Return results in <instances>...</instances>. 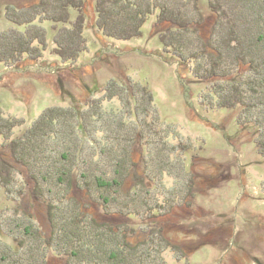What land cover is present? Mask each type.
<instances>
[{"label": "rangeland", "instance_id": "374dc122", "mask_svg": "<svg viewBox=\"0 0 264 264\" xmlns=\"http://www.w3.org/2000/svg\"><path fill=\"white\" fill-rule=\"evenodd\" d=\"M99 2L102 9L97 5V0H84L81 12L70 11V24L77 25V36L76 33L72 34V30L65 36L70 41H82H78L77 46L83 49L73 64H64L54 52L58 49L55 38H59L57 33L65 28L64 24L60 23L58 28L53 29V22L38 21L36 24L45 28L48 36L43 57L40 60L24 58L18 64L0 66V126L18 122L13 136H22L48 109L55 111L56 117L71 120L72 117L77 119L79 112L91 117H96L94 112L102 114L100 117L109 114L106 120L113 128L120 120H132V132L138 130L136 127H144L146 118L150 123L159 121L168 131L165 138L167 146L155 135L153 143L141 147L142 151L145 149V154L140 157L137 152L136 157L147 158L152 168L161 165L162 160L166 162V171L177 175L174 180L167 177L165 182L170 189L187 191L188 177L195 173V199L186 200L187 203H182L172 214L151 219L150 222L143 216L145 219L133 216L128 220L113 215L101 216V221L128 223L135 230L130 237L134 243L145 239L151 226L162 225L166 231L169 230L168 234L176 236L178 244L182 243L187 254L178 259L175 252L164 247V257L170 264H264V157L260 154L264 150V138L253 122L246 126L240 123L253 118L264 125V102L261 97L251 96L248 92L244 93L248 108L238 104L235 108L218 107L228 104L220 99V94L243 96L242 89L234 91V85L228 80L230 74L227 76L232 69L238 68L235 64L238 53L226 49L227 39L221 44L216 40L211 42L221 55L214 50L207 51L210 44L206 36L209 33L207 35L206 29L197 27L195 23L207 20L209 28L216 24L219 27L217 33L222 31L227 34L234 26L220 21L225 19H219L215 8H211V2L217 9L220 8L216 0H131L132 3L127 5L122 1ZM241 2L229 0L237 14L240 13ZM38 3L40 0H0V39L11 33L19 40L30 39V35L38 29H32L29 35L23 26L19 27L8 18V12L15 8L24 10L27 18L32 17L28 9ZM135 4H138V8ZM52 6L59 11L57 0H53ZM158 6H162V9ZM151 7L157 8L153 15L148 14ZM103 10L106 11L104 17ZM141 12L144 16L142 20L146 23L139 27L140 36L119 40L107 35L118 34L119 30L124 29L132 35L133 32L128 30L138 29L135 24L141 21V17L138 18ZM257 15L255 12V17ZM159 18H175L186 25L179 28L170 23H159ZM191 21H194V25L190 28L188 24ZM237 23L240 27L237 32L242 34L244 29V53L249 51L261 55L253 47L256 34L251 32L250 25L255 24L248 20V13L244 12V20ZM164 36L167 40L172 39L178 51L186 56L196 55V60L182 61L165 53L160 41ZM250 45L252 47L249 48ZM244 57V67L239 72L244 76L239 78L235 74V78L247 80L250 76L248 80H252L257 65L249 64V58L245 54ZM260 69L264 74V69ZM194 71H199L203 77L213 73L217 79L201 80L193 75ZM263 74L259 76L260 79L264 78ZM113 80L124 86L125 96L104 101L109 96L106 89ZM143 89L147 93H142ZM91 99L97 100V103L103 99L101 102L104 101V106L100 107L95 101L87 106ZM144 108L148 109V113L145 114ZM113 114H117V117L114 118ZM90 119L97 122V118ZM102 124L101 120L96 125ZM53 139H50V143L59 142ZM0 161H6L15 168L14 174L19 182L17 193L9 197L4 190L0 191V224L8 234L15 235L20 230L22 236L17 248V242L9 235L5 236L6 233L0 229V245H3L0 264H39L45 245L38 244L37 236L35 239L32 234L25 237L24 230L31 227L35 234L36 230L26 219L20 220L15 212L29 205L33 213L39 214L45 210V205L32 195L33 182H30L32 180L25 168L14 161L9 149L1 145ZM138 171H144V167H139ZM161 172L162 168L158 174ZM20 188L21 193L18 191ZM38 224L42 230L48 228L41 225L39 220ZM156 241L160 247L161 241ZM11 247L16 250H10ZM47 258L49 264H64L65 261L52 250Z\"/></svg>", "mask_w": 264, "mask_h": 264}, {"label": "trees", "instance_id": "16d2710c", "mask_svg": "<svg viewBox=\"0 0 264 264\" xmlns=\"http://www.w3.org/2000/svg\"><path fill=\"white\" fill-rule=\"evenodd\" d=\"M83 1L57 0L59 5V11H57L52 6L53 0H40V3L28 9L32 14V17L28 18L25 16L24 10L15 8L10 10L8 18L19 27L23 26L29 35L32 34V29L37 28L38 31L30 35L32 36L30 39L19 40L20 38L13 36V33L6 34L5 37L0 39V66L18 64L24 58L40 60L43 57L48 36L46 35V29L36 24L38 21L41 23L53 22L55 24L53 29L58 28L60 23L64 24L65 28L59 29L57 33L59 38H55L58 49L54 52L64 64H73L83 49L77 46V42L80 40H67L65 34L70 33L69 31L72 30V34L75 35L76 33L75 36H77V25L70 24V11L78 10V12H81L84 8ZM107 1H122L124 5L131 2V0ZM240 1H242V5L239 14L236 13L235 7L231 6L229 0H216L215 3L220 7L219 9H217L214 2H211V8H215L214 12L219 16L217 17L225 19H220V21L229 22L234 26L228 34L222 31L217 33L219 27L216 24L209 28L206 25L207 20L202 19L195 23L197 27L203 26L207 31V35L209 33L206 36V41L210 44L207 51L214 50L221 55L219 49H215L211 42L216 40L217 43L221 44L224 39H227L228 48L226 49L238 53L237 62L234 61L238 68L232 69L227 76L230 74L228 80L230 79V83L234 85V91L242 89L240 91L243 96L240 98L236 94H234L235 96H222L220 94V99L227 101L228 104H222L218 107L235 108L238 104V106L248 108L249 105L244 102V93L248 92L251 96L261 97L262 103L264 102V76L263 79L259 77L263 74L260 67L264 69V0ZM155 3L157 2L155 1ZM101 4L97 0L100 9H102ZM146 5H148V1H146ZM135 6L138 8V4H135ZM158 7H160V10L162 9V6ZM156 9L151 7L148 14H155ZM162 11L164 12L165 9L163 8ZM244 12L248 13V20L255 24L250 25L251 32L256 34L253 47L258 49L261 55L256 52L255 55L249 51L244 53V47L246 46L244 29L242 34L237 32L240 29L237 22L238 20H244ZM255 12L258 14L257 17H255ZM15 14L20 17L16 16L15 19ZM105 14L106 11L103 10V17ZM140 14L141 16L139 15L138 18L141 17V21L135 24V28L137 26L138 29L128 30L133 32L132 35L126 32L125 29L119 30L118 34L108 33L107 35L112 38L117 37L119 40H129L134 36H140L139 30L141 28L139 27L146 23L145 20H142L143 13ZM174 14H177V12ZM157 22L170 23L179 28L186 25V23L182 24L175 18H159ZM193 22L187 23L190 28L194 25ZM102 29L105 32L104 26ZM198 31L201 34V29ZM141 35H143L142 30ZM248 40L250 41V39ZM160 41L165 53H169L175 58L188 62H193L197 58L196 55L186 56L178 51L172 39L167 40L164 36ZM244 54L249 58V64L257 65L255 74L253 71L252 80H248L250 76L247 80L239 79L244 76L239 74L240 69L244 67ZM235 74L239 78H235ZM193 75L204 81L217 79L213 77V73H208L203 77L199 71H194ZM244 80L246 81L244 82ZM243 85L246 89L243 88ZM106 91L109 96H106L104 101H111L115 97L124 98L125 96L124 86H120L115 80L110 81ZM145 92L147 93V90L143 89L142 93L145 94ZM232 99L233 102H230ZM102 100L97 103V100L91 99L88 101L87 106L93 101L100 107L104 106ZM143 111L145 114L148 113L147 108H144ZM54 112L52 109H48L34 123L30 131L23 132L22 136L16 138L13 135L15 128L19 125L18 122H9L3 127L0 126V145L5 149H9L14 161L25 168L30 180H32L30 182H33L32 195L45 205V210L40 211L39 214L33 213L29 205L15 212L19 215L20 220L26 219L36 230L37 235L31 227L30 230H24L25 237L32 234L34 239L36 236L38 237L39 245H45L41 254L42 261L39 264H49L47 255L50 250L65 259L64 264H74V262L76 264H170L164 257L166 249L175 252L178 259H182L181 256L186 257L187 254L182 243L178 244L176 236L168 234L169 230L166 231L162 225L151 226L152 229L148 231L147 237L138 243H134L130 240V237L135 230L128 223L114 224L101 221V216L113 215L123 216L128 220L133 216H143L150 222L151 219L163 218L168 216L169 213L172 214L182 203H187L186 200L195 199L194 190L197 189L195 173L188 177L187 191L178 188L170 189L165 181H167V177L172 180L177 179V175L175 172V174H170L166 171L168 166L166 162H164V167H162V164H164L162 160L161 165L152 168L147 158L136 157L137 152H139L140 157L145 154V149L142 151L141 147L153 143L155 135L160 137L165 144L167 143L165 138L168 131L166 132L163 129L158 123L159 121L150 123L146 118V122L143 123L144 127H136L138 130L132 132L130 130L132 120H129V122L120 120L117 127L113 128L106 120L109 116L108 113L107 117L106 115L100 117L102 114L94 112L96 117H91L86 114L81 115V112H79L77 119L72 117L71 120L66 119V117H56ZM0 114L2 115V111H0ZM78 115L81 116L78 117ZM116 115L113 114L114 118L117 117ZM88 117L97 118V122L102 120L103 124L97 126L95 119L92 120ZM249 122L255 124L259 133L261 132L260 135L264 138V125L260 121L252 118L240 123L241 126H246ZM149 130L152 132H149ZM51 138L59 142L50 143ZM260 154L264 157V150L260 151ZM139 167H144V171L139 172ZM161 168L163 172L158 174ZM14 172L16 173L14 167L7 164L6 161H0V191L4 190L8 197L17 193L16 187L19 185L17 175ZM160 175L162 181H160ZM18 191L21 193V188ZM38 220L41 225L48 228L42 230ZM0 229L4 234L6 233L5 236L8 237L9 235L14 242H17L18 248L22 237L21 231L19 230L18 234L15 235L8 234L2 224H0ZM156 240L162 242H160L162 244L160 247L157 246ZM164 243L165 245H163ZM1 246L3 247V245H0V249ZM13 249L16 250V248L10 250Z\"/></svg>", "mask_w": 264, "mask_h": 264}]
</instances>
